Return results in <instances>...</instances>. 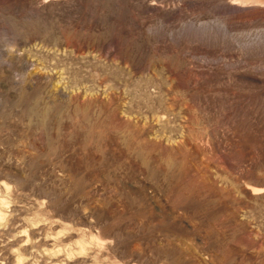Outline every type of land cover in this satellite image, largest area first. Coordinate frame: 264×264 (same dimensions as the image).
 Masks as SVG:
<instances>
[{
	"label": "rangeland",
	"instance_id": "374dc122",
	"mask_svg": "<svg viewBox=\"0 0 264 264\" xmlns=\"http://www.w3.org/2000/svg\"><path fill=\"white\" fill-rule=\"evenodd\" d=\"M0 264H264V0H0Z\"/></svg>",
	"mask_w": 264,
	"mask_h": 264
}]
</instances>
